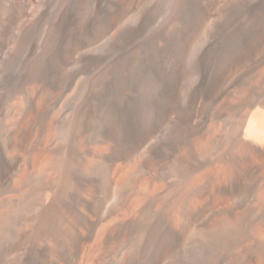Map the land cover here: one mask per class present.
<instances>
[{
	"label": "bare ground",
	"instance_id": "1",
	"mask_svg": "<svg viewBox=\"0 0 264 264\" xmlns=\"http://www.w3.org/2000/svg\"><path fill=\"white\" fill-rule=\"evenodd\" d=\"M254 113L264 0H0V264H264Z\"/></svg>",
	"mask_w": 264,
	"mask_h": 264
},
{
	"label": "rangeland",
	"instance_id": "2",
	"mask_svg": "<svg viewBox=\"0 0 264 264\" xmlns=\"http://www.w3.org/2000/svg\"><path fill=\"white\" fill-rule=\"evenodd\" d=\"M258 113H254V114H252L251 115V118H250V120H249V127L251 126V129L249 130V131H252L253 133H251L250 135L251 136H256V137H263L264 138V115H260V114H258ZM255 116V117H254ZM258 118V119H257ZM257 122H256V121ZM260 120V121H259ZM254 121V122H253ZM256 122V123H255ZM260 122V123H259ZM263 122V123H262ZM251 123V124H250ZM257 123H258V125H257ZM262 123V124H261ZM254 125V126H253ZM257 125V126H256ZM253 128V129H252ZM249 129V128H248ZM255 129V130H254ZM256 130H258V131H256ZM263 130V131H262ZM255 132V133H254ZM259 132V133H258ZM253 134V135H252ZM256 134V135H255ZM261 135V136H260Z\"/></svg>",
	"mask_w": 264,
	"mask_h": 264
}]
</instances>
